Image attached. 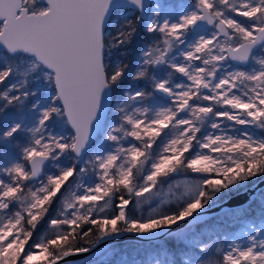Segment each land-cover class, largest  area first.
I'll return each mask as SVG.
<instances>
[{"label":"snow or ice","instance_id":"snow-or-ice-1","mask_svg":"<svg viewBox=\"0 0 264 264\" xmlns=\"http://www.w3.org/2000/svg\"><path fill=\"white\" fill-rule=\"evenodd\" d=\"M258 176L264 0H0V264L158 232L154 264H264V212L202 229Z\"/></svg>","mask_w":264,"mask_h":264},{"label":"rangeland","instance_id":"rangeland-1","mask_svg":"<svg viewBox=\"0 0 264 264\" xmlns=\"http://www.w3.org/2000/svg\"><path fill=\"white\" fill-rule=\"evenodd\" d=\"M261 190L262 191L259 190L260 193L258 191L257 195L254 197L255 199L253 200V204L250 203L248 205L249 207L250 206L251 207L249 208L250 216L247 219L238 220V219L231 218V217L225 218L224 212L215 214L214 217L211 216L212 218L211 217L205 218V220L207 221V224L202 225L204 236L212 237V239H215L217 233L222 234V235L223 234L232 235V234L238 233L240 229L244 227L245 223H253V222L258 223L261 213L264 212V208L261 207V200H260L261 194L264 193V188ZM254 205L255 207H253ZM244 207L243 209H247ZM237 208H240V207H237ZM232 210L227 209L225 210V212L232 211ZM240 210L242 209L240 208ZM164 241L165 239L163 237L155 241L144 242L145 244H142L140 248L141 251H143V255H141L142 257L139 256V259L138 257L135 256L133 252L128 253V254H123V253L121 254L120 248H117L116 250H113V249L106 250L105 252L100 254L98 258H100L102 261H107L109 260V258L111 259L114 258V260H119V262L122 264H133L132 263L133 259L137 260L136 264H154V262L157 259H163L162 257L160 258L158 256H152V254H156L157 248L160 253L156 255H160V254L162 255L165 252H169V249L167 248V245H165ZM175 254L177 256L182 255V253H179V252ZM96 261L89 262L86 264H95Z\"/></svg>","mask_w":264,"mask_h":264},{"label":"water","instance_id":"water-1","mask_svg":"<svg viewBox=\"0 0 264 264\" xmlns=\"http://www.w3.org/2000/svg\"><path fill=\"white\" fill-rule=\"evenodd\" d=\"M264 188V177H260L254 181L251 185L243 187V189L236 190L233 193L223 197L221 200H216L211 208H209L205 214V218L211 217L212 215L222 213L221 209L224 211L227 209H234L240 205H249L257 195L260 189ZM167 237L164 236L163 232H158L155 236H136L132 234H124L121 236L110 237L105 241H101L98 245L93 247L88 253L80 254L77 257L69 258L70 264H79L84 262L86 259L95 257L100 251L106 248V245L116 243L117 241H133V242H149L155 241L160 238Z\"/></svg>","mask_w":264,"mask_h":264},{"label":"trees","instance_id":"trees-1","mask_svg":"<svg viewBox=\"0 0 264 264\" xmlns=\"http://www.w3.org/2000/svg\"><path fill=\"white\" fill-rule=\"evenodd\" d=\"M177 2H180V0H177ZM258 178H260V177L258 176V177L252 178L244 186H242V187H240L238 189H231V190H228V191H225V192L221 193L220 194V198L218 200H221L223 197L233 193L236 190H240V189H243V187H245V186L251 185ZM260 191H262V190L260 189ZM260 191H259V193H260ZM254 203H255V201H254ZM251 204H253V201L251 202ZM250 207L248 205H246L244 208L249 209ZM253 207H255V205ZM235 210H236V212L242 211V210H240V208H234L232 211H235ZM212 217H214V215H212ZM43 231H44V229L40 228L39 232H43ZM164 239H165V241H164L165 245H167V248L170 250L171 238L170 237H164ZM142 244H145V243L144 242L136 243V242H133V241H130V240H128V241H117L116 243H112V244L106 245V248H104L102 251H100L95 257L86 259L84 262L79 263V264H86V263H89V262H94L96 260L97 261H96L95 264H122V263L119 262V260H114V258H112V259L109 258V260H107V261H102L100 258H98L100 256V254H102L106 250H110V249L116 250L117 248H120L121 254L122 253L123 254H128V253L133 252L135 254V256L138 257V259H139V256L142 257L141 255H143V251H141V249H140ZM159 253L160 252L158 251V248H157L156 254H159ZM156 254H152V256H158L160 258L161 257L164 258V253L162 255L161 254L160 255H156ZM132 263L136 264L137 260L133 259Z\"/></svg>","mask_w":264,"mask_h":264}]
</instances>
